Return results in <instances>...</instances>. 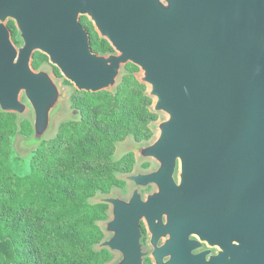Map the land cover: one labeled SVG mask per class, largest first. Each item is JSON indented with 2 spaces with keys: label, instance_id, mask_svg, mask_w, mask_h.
<instances>
[{
  "label": "water",
  "instance_id": "95a60500",
  "mask_svg": "<svg viewBox=\"0 0 264 264\" xmlns=\"http://www.w3.org/2000/svg\"><path fill=\"white\" fill-rule=\"evenodd\" d=\"M80 17L114 54L90 51ZM7 19L21 33L18 50ZM34 50L78 92L112 90L124 67H136L151 111L164 116L150 143L127 152L154 168L125 178L126 198L98 199L109 206L98 248L118 256L110 264H143L142 220L153 240L161 231L166 250L180 246L184 256L194 202L213 185L223 186L229 262L264 264V0H0V112L30 115L29 151L53 133L65 103L49 70L30 68Z\"/></svg>",
  "mask_w": 264,
  "mask_h": 264
},
{
  "label": "trees",
  "instance_id": "16d2710c",
  "mask_svg": "<svg viewBox=\"0 0 264 264\" xmlns=\"http://www.w3.org/2000/svg\"><path fill=\"white\" fill-rule=\"evenodd\" d=\"M138 71L124 67L110 92L73 91L69 110L78 111V117L63 121L52 139L30 151L24 176L10 167V142L15 133L28 139L31 123L0 112V264L109 261L112 254L98 248L105 236L99 222L108 205L98 199L120 184L113 176L118 165L123 162L121 170L129 173L133 160L127 153L113 163L115 144L128 137L150 143L149 125L157 120L146 86L133 76Z\"/></svg>",
  "mask_w": 264,
  "mask_h": 264
},
{
  "label": "flooded vegetation",
  "instance_id": "af4514ba",
  "mask_svg": "<svg viewBox=\"0 0 264 264\" xmlns=\"http://www.w3.org/2000/svg\"><path fill=\"white\" fill-rule=\"evenodd\" d=\"M79 23L88 34L90 51L93 54L106 56L115 53V50L110 44L99 37L95 32L93 25L86 17H80ZM5 26L9 32V38L13 47L17 50L22 48L24 43L20 38L21 33L16 22L7 19ZM30 68L34 72L48 70L49 68L56 78L62 79V85L73 87L66 82L60 75L59 71L50 64L48 57L38 50H34L31 54ZM73 90L78 92L74 87ZM70 111L71 110H69V112ZM67 119H71L70 116H68ZM146 163L148 165L144 172L150 171L151 167L149 161H142V165ZM175 175L176 181H178L177 169ZM217 186L218 185H213L211 192L194 202L192 212L194 219L191 231L188 235L189 243L184 249V256L179 254L183 247L181 248L178 246L176 249L166 250L168 239L160 235L161 231H157L158 235L155 234L157 237L153 240L149 233L150 227L148 226V223H146L145 220H142L140 224L142 234L140 243L142 245L143 253L145 254L143 264H179L177 260H180L182 257L185 261L188 260V262L184 261V264H233L229 262V217L225 212L226 201L223 186H221L220 189ZM152 191H154V187L148 186L141 190V194L145 197L152 193ZM161 225L162 224H158L157 226L160 227ZM154 247L158 248L157 262H155L154 257L152 256Z\"/></svg>",
  "mask_w": 264,
  "mask_h": 264
},
{
  "label": "rangeland",
  "instance_id": "374dc122",
  "mask_svg": "<svg viewBox=\"0 0 264 264\" xmlns=\"http://www.w3.org/2000/svg\"><path fill=\"white\" fill-rule=\"evenodd\" d=\"M48 70L51 73V70L49 68H48ZM51 75L60 84V87H61V89L65 95V101H64L65 103H64L63 111L54 120V126H53V131H52L53 133H52V136L50 135L48 137V140L52 139V137L56 134V132L58 130V126L68 118L69 113H70L69 112V98L74 91L73 87H70L69 85H62L61 84L62 79L56 78L52 73H51ZM133 76L138 80V78L140 76V72L138 71V72L134 73ZM146 88H147L146 89V93H147L148 87H146ZM107 91L110 92L111 90H107ZM163 118H164L163 115L157 114L156 122L149 125V129H150V131H152V138L150 139V142L157 135V133H155L154 129L152 128V125H154L155 123H157L158 121H160ZM24 119L27 120L28 122H30V120H31L30 115L27 114ZM18 129H19V126H18ZM25 139H26L25 136L21 135L20 133H15V135L12 137L11 142H10L12 153H13L12 157L10 158V167H11L12 171L18 176H24L29 172L30 151L26 150L22 146V142ZM133 144H134V140L131 137L126 138L122 142L116 143L114 153L111 157V161L113 163L118 162V161L120 162V160L127 154V152L129 151V148ZM149 164L151 166L150 170L153 169L154 163L152 161H149ZM124 167H125V164L122 162L121 164L118 165V171H114V173H113L114 180H118L120 182V184L112 185L111 190H110L111 192L109 195L118 194L119 196L126 198L128 195H130L132 188H131L130 184L125 180V178L128 175H131L135 172H138V171L144 172V170H145L142 167V161H139L134 153H133L132 163L126 169V171H128V172L130 171V172L124 173L121 170ZM96 197L97 196H95V198H93L92 200L94 201L96 199ZM108 219H110V217H109V206H108V211L106 213L105 220L104 219L101 220L99 222V225H101L102 223H104ZM105 237L106 236H104V238ZM117 257L118 256L116 254H112L109 261L106 264L112 263L113 261H115L117 259Z\"/></svg>",
  "mask_w": 264,
  "mask_h": 264
}]
</instances>
